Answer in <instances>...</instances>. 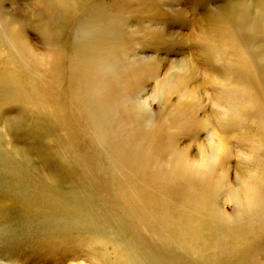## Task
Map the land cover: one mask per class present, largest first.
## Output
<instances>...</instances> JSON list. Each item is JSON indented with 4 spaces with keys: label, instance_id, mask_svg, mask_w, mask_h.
Returning a JSON list of instances; mask_svg holds the SVG:
<instances>
[{
    "label": "bare ground",
    "instance_id": "1",
    "mask_svg": "<svg viewBox=\"0 0 264 264\" xmlns=\"http://www.w3.org/2000/svg\"><path fill=\"white\" fill-rule=\"evenodd\" d=\"M255 5L241 6L236 19L243 32L263 39L260 45L208 43L204 58L210 66L205 85L213 89L215 96L205 95L209 103L214 99L213 104L204 105L196 80L198 66L192 62L185 61L179 72L171 70L159 79L158 65L136 58L129 61L130 48L121 40L107 47L102 44L103 36L102 43L94 36L79 40V51L73 54L69 69L67 99L60 93L58 100L65 104L68 101L70 122L88 136L89 143L96 148L93 155L100 157L103 165L108 164L110 170L118 171L109 177V190L115 192L110 203L97 206L81 193L70 196L75 205L73 230L85 228L97 237L98 246H111L115 255L113 264H243L240 260L243 252L246 254L258 243L251 234L257 230V223L264 229V0H260V7ZM100 12H94L93 18H100ZM121 17L118 13L106 17L109 31ZM100 29L96 27L94 35H99ZM115 34L112 36L116 38ZM15 40L7 41L11 49L17 46ZM27 44L22 43L23 50L30 49ZM104 48L113 51L107 53ZM13 55L7 56L11 57V66L19 60H12ZM114 58L118 59L115 66L111 63ZM9 69H0V88L9 90L10 101L21 97L26 114L39 115L28 107L43 106V101H39L42 95L19 81L20 70ZM151 78H158L156 91L164 98V110L157 118L161 124L148 119L144 105L138 100L144 81ZM175 97L177 102L173 103ZM10 101L11 106L17 103ZM201 113L203 118L199 117ZM119 118L121 123L117 124ZM158 125L163 128L158 129ZM204 130L209 131L210 138L206 145L200 146L197 158L191 156L190 147H179L180 137L192 133L196 138ZM64 149L60 156L65 165L72 168L81 163L70 147ZM10 153L3 155L5 161L12 173L24 177L25 166L8 160L19 157L13 151ZM233 160L236 186L230 184L226 167ZM20 196L15 193L12 204L29 210L30 204L16 202ZM57 197L54 204L59 208L67 199L59 194ZM223 200L233 204L232 214L221 209L219 204ZM111 219L115 225L125 227L128 238H122L119 230L112 228ZM14 263L17 262L9 264Z\"/></svg>",
    "mask_w": 264,
    "mask_h": 264
},
{
    "label": "rangeland",
    "instance_id": "2",
    "mask_svg": "<svg viewBox=\"0 0 264 264\" xmlns=\"http://www.w3.org/2000/svg\"><path fill=\"white\" fill-rule=\"evenodd\" d=\"M251 3L260 7V0H63L62 4L53 0H0V54L5 55L0 56V69L10 68L14 72L20 70L19 81L27 88L34 87L35 93L37 90L40 96L42 95L39 101L44 103L41 104L49 107L33 104L38 108L30 107L31 105L28 108L35 109L39 115L44 109L43 114L35 117L26 114L22 98L14 97L10 101L9 90L0 88V93L2 91L3 95L7 94L6 99L2 93L0 94L2 100L0 105V264H9L10 261H16V264H102L103 261L105 264H113L114 262L115 255L111 246L108 248L98 246L97 237L85 228L73 230L75 218L72 216L74 213L72 208L75 205L70 202L72 201L70 196L81 193L97 206L102 202L110 203L111 199H115V192L109 190L111 189L108 186L111 184L109 177L118 171L110 170L108 164L103 165L102 159L93 155L96 148L89 143L88 136L70 122L72 114L68 112L70 110L68 101L65 104L64 101L61 103L58 100L60 93L64 98L67 96L71 60L79 51L81 39L99 37L100 43L103 42V46L106 47L108 44L115 45L121 40L128 49L130 48L129 61H134L136 58L152 61L158 65L159 79L165 77L171 70L179 72L180 68L184 67L185 61L196 64L199 70L197 85L201 87L199 93L204 96L203 102L207 105L209 102L205 93H212L215 96L213 89L205 85L210 66L204 58V53L208 51V43H226L228 46H235L237 43L251 42L259 45L262 43L261 37L251 32H243L236 19L239 17L237 15L239 8ZM96 11H101V17L98 19L93 18V13ZM111 13H118L123 19L109 31L105 24L108 23L106 17ZM101 24H104V27ZM96 27L102 28L101 35H94ZM14 30L17 34L13 32ZM114 34L116 38L120 37L116 39L112 36ZM102 36L105 39L102 38L101 42ZM14 40L17 46L11 49L7 41L10 43ZM23 42L28 43L30 48L28 51L22 49ZM112 49L104 48V51L109 53L108 51L111 52ZM8 51L10 56L17 53L13 55L12 60L15 58L19 60L15 61L13 66L9 62L11 57H7ZM117 61L116 58L111 61L113 66ZM158 78L144 81L146 83L138 96L139 102L145 107L146 115L149 116L148 119L151 121L156 119L152 121L154 124L158 121L161 124L162 121L157 118L164 110L162 103L164 98L156 91ZM6 101L13 104L17 102L18 105L16 103L11 106L9 102L6 104ZM212 101L209 104H213ZM175 102H177L176 97L173 99V103ZM46 113L49 116H46ZM199 117L203 118L204 113ZM118 120L116 123H121V118ZM158 126V129L163 128L162 125ZM194 137L192 133L180 137L179 147H190L191 156L197 158L200 146L208 143L210 133L204 130L199 132L198 137ZM67 147H70L72 153L81 160V163L73 165L72 168L65 165L60 156ZM10 149L19 157L16 160L14 158L8 160L13 159L16 165L25 166L27 172L25 171L24 177L18 178L12 173L9 163L5 161L3 155L12 152ZM105 152L110 154V151ZM9 155L11 156L12 153ZM235 162L233 160L226 166L229 169V182L233 186L238 184ZM15 193L21 195L20 198H16V202L30 204L29 210L12 204L11 199ZM58 194L67 199L65 203L60 204L62 208L64 207L63 210L60 205L57 208L54 204L55 199L59 198ZM219 205L223 211L232 214L233 204L223 200ZM109 223L113 229L119 230L122 238H128L127 232L124 231L125 227L115 225V220L112 219ZM256 225V233H252L251 238H257L258 243L256 242L253 249L246 250V254L243 252L240 259L243 264L264 263V244H262L264 229L258 223ZM258 230L263 231L261 233ZM96 251L100 255H97Z\"/></svg>",
    "mask_w": 264,
    "mask_h": 264
}]
</instances>
